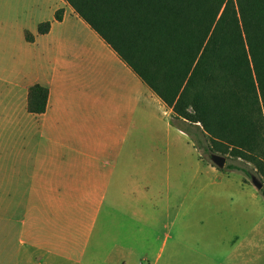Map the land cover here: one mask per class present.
<instances>
[{"label": "crops", "instance_id": "0c3cea01", "mask_svg": "<svg viewBox=\"0 0 264 264\" xmlns=\"http://www.w3.org/2000/svg\"><path fill=\"white\" fill-rule=\"evenodd\" d=\"M54 1L27 0L31 32L10 23L26 1L1 2L0 264H154L155 223L166 218L169 229L168 153L187 135L73 9ZM35 84L48 90L40 115L27 110ZM241 250L249 254L248 243Z\"/></svg>", "mask_w": 264, "mask_h": 264}, {"label": "trees", "instance_id": "16d2710c", "mask_svg": "<svg viewBox=\"0 0 264 264\" xmlns=\"http://www.w3.org/2000/svg\"><path fill=\"white\" fill-rule=\"evenodd\" d=\"M64 1L171 108L195 149L249 160L264 179V0ZM47 100L31 86L28 112L44 113Z\"/></svg>", "mask_w": 264, "mask_h": 264}, {"label": "rangeland", "instance_id": "374dc122", "mask_svg": "<svg viewBox=\"0 0 264 264\" xmlns=\"http://www.w3.org/2000/svg\"><path fill=\"white\" fill-rule=\"evenodd\" d=\"M25 1L27 5H22L25 9L10 11V23L31 32V11L34 10L33 6ZM1 2L2 0L0 7ZM54 4L53 0V6ZM69 21L73 22V19ZM79 34L80 29H76L75 36L79 37ZM27 48L30 51L33 49L31 46ZM172 117L173 123L177 125L174 114ZM182 125L185 128H193L186 123ZM201 139L205 145L208 144V138L202 133ZM184 141V147L180 146V150L175 149V152L168 153L171 201L169 229L162 228L163 223L167 222L166 218L155 223L156 237L153 259L150 262L264 264V255L258 256V252L253 250L264 247V199L260 193L264 190V179L257 173L256 164L225 154L222 156L225 158V165L218 169L210 162V153H201L195 149L192 139L188 136ZM261 159L264 160V157ZM253 176L263 184L260 191L251 183ZM178 200L183 201V207L179 218L174 221L177 209L173 204ZM243 239L250 246V253L247 255H243L241 250L246 245L242 242Z\"/></svg>", "mask_w": 264, "mask_h": 264}, {"label": "water", "instance_id": "95a60500", "mask_svg": "<svg viewBox=\"0 0 264 264\" xmlns=\"http://www.w3.org/2000/svg\"><path fill=\"white\" fill-rule=\"evenodd\" d=\"M210 162L218 169H222L225 165V158L217 154H211ZM251 183L256 188L257 191H260L263 187V184L259 182L257 178L254 176L251 177Z\"/></svg>", "mask_w": 264, "mask_h": 264}]
</instances>
